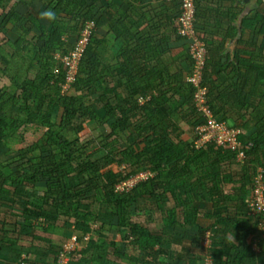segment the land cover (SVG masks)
<instances>
[{
	"label": "trees",
	"instance_id": "1",
	"mask_svg": "<svg viewBox=\"0 0 264 264\" xmlns=\"http://www.w3.org/2000/svg\"><path fill=\"white\" fill-rule=\"evenodd\" d=\"M98 1L0 0V264H56L71 235L80 249L66 264H264V210L251 204L258 175L264 199V16L231 54L196 18L198 87L239 142L197 147L178 3L185 65L139 27L136 0ZM88 26L71 74L60 57ZM28 130L41 135L24 144Z\"/></svg>",
	"mask_w": 264,
	"mask_h": 264
},
{
	"label": "crops",
	"instance_id": "2",
	"mask_svg": "<svg viewBox=\"0 0 264 264\" xmlns=\"http://www.w3.org/2000/svg\"><path fill=\"white\" fill-rule=\"evenodd\" d=\"M113 1V0H112ZM115 2L118 7L126 8L121 3ZM135 6H130L128 12L135 14L139 27L150 30L152 40L162 43L165 59L176 58L182 62L184 43L174 38L172 34V16L177 13L176 1L165 2L164 0H136ZM196 8L197 26L202 34L217 44V38L225 39L223 42L227 54H231L238 39H248L250 28L256 22L251 20L257 16H264V0H194ZM175 3V4H174ZM105 0H99L98 5H104ZM213 38V39H212ZM263 37H257V45L261 44ZM111 50L117 51L119 43L110 37ZM173 56V57H172ZM173 264H183L178 261Z\"/></svg>",
	"mask_w": 264,
	"mask_h": 264
},
{
	"label": "built area",
	"instance_id": "3",
	"mask_svg": "<svg viewBox=\"0 0 264 264\" xmlns=\"http://www.w3.org/2000/svg\"><path fill=\"white\" fill-rule=\"evenodd\" d=\"M166 2L172 0H164ZM179 5V12L175 18L176 35L182 39L189 41V53L194 60V67L192 68V74L186 78L191 84L196 87L194 93V101L198 109L204 116V121L201 125L197 126L199 137L196 141V146L200 147L206 143L213 142L218 146H230L232 150L239 148V142L236 135L238 130L231 127L224 121L215 119L208 107L204 104L203 90L198 87V83L201 79V69L205 63L206 50L202 41H200L195 34V6L194 0H176ZM91 26V25H90ZM89 26L81 33L78 41L74 45V48L67 54L60 57L61 62L69 68V72H74L75 66L83 52L87 39L89 37ZM57 57V56H56ZM244 154L242 150H238L236 153V161H240ZM150 174L148 172L140 173L134 178L125 183L117 185L119 191L124 188H129L137 181L146 179ZM261 176L258 175L257 186L253 193L252 211L257 212L264 210L263 199V186L261 183ZM90 237V233L83 236V241H87ZM207 242V239H205ZM80 249V243L76 235L69 236L61 245V250L57 256L56 264H66L70 258L71 252Z\"/></svg>",
	"mask_w": 264,
	"mask_h": 264
},
{
	"label": "rangeland",
	"instance_id": "4",
	"mask_svg": "<svg viewBox=\"0 0 264 264\" xmlns=\"http://www.w3.org/2000/svg\"><path fill=\"white\" fill-rule=\"evenodd\" d=\"M90 131V128H86L83 133H86ZM41 135L40 131H34V130H28L26 131L25 134V143L24 144H31L32 142H34L36 139H38ZM39 185V184H37ZM62 234V232H61ZM64 234V233H63Z\"/></svg>",
	"mask_w": 264,
	"mask_h": 264
},
{
	"label": "clouds",
	"instance_id": "5",
	"mask_svg": "<svg viewBox=\"0 0 264 264\" xmlns=\"http://www.w3.org/2000/svg\"><path fill=\"white\" fill-rule=\"evenodd\" d=\"M173 1H176V0H173ZM165 2H166V1H165ZM176 2H177V1H176ZM177 3H178V2H177ZM194 6H195V3H194ZM178 12H179V10H178ZM195 16H196V8H195ZM43 17H44V18H47V19H49V20H52V19L55 18V13L49 10V11H46V12L43 13Z\"/></svg>",
	"mask_w": 264,
	"mask_h": 264
}]
</instances>
